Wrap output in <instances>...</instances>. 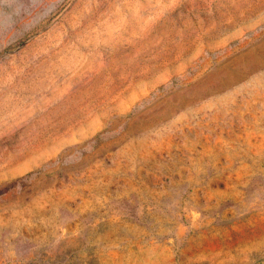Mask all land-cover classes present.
Masks as SVG:
<instances>
[{
    "label": "rangeland",
    "instance_id": "obj_1",
    "mask_svg": "<svg viewBox=\"0 0 264 264\" xmlns=\"http://www.w3.org/2000/svg\"><path fill=\"white\" fill-rule=\"evenodd\" d=\"M0 264H264V0H0Z\"/></svg>",
    "mask_w": 264,
    "mask_h": 264
}]
</instances>
